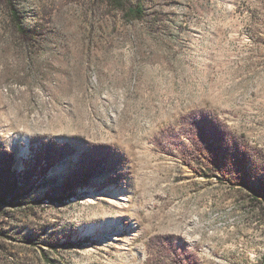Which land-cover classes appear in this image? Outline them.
<instances>
[{"label":"rangeland","instance_id":"1","mask_svg":"<svg viewBox=\"0 0 264 264\" xmlns=\"http://www.w3.org/2000/svg\"><path fill=\"white\" fill-rule=\"evenodd\" d=\"M119 1L0 0V264H264V0Z\"/></svg>","mask_w":264,"mask_h":264},{"label":"trees","instance_id":"2","mask_svg":"<svg viewBox=\"0 0 264 264\" xmlns=\"http://www.w3.org/2000/svg\"><path fill=\"white\" fill-rule=\"evenodd\" d=\"M117 2H121V1L117 0ZM120 6H122L121 8H124V6L121 3H120ZM143 13H144L143 6H141V5H138L136 7L129 6L126 9L125 16H127V17H129V16L141 17L143 15ZM223 135L224 134L219 133V131H218L217 134L214 136L216 142H218L219 139H221L222 137H224ZM215 144H216V146H215L214 157L209 158V161L212 164H214L219 170H222L225 173L226 170H227L228 164H227L226 159H225V156H226V155H224L225 152H223L224 148H223V146H219L217 143H215ZM244 154L242 155V153H241V158L242 159L244 158V156L247 157V154H245V155ZM246 185L247 186H250L249 183H246ZM263 196H264V192L258 191V190L255 191L254 198H256L257 200L259 198L263 197ZM16 200L17 199H11V200H9V202L11 204L20 203V201H18V200L16 201ZM4 201H6L5 198L4 197H1L0 198V209H1V206H3ZM5 236H10V235L5 234ZM29 240L30 241H34L33 239H29Z\"/></svg>","mask_w":264,"mask_h":264}]
</instances>
